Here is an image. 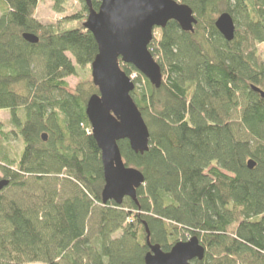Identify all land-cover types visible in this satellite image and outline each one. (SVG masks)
Segmentation results:
<instances>
[{"label": "trees", "instance_id": "trees-1", "mask_svg": "<svg viewBox=\"0 0 264 264\" xmlns=\"http://www.w3.org/2000/svg\"><path fill=\"white\" fill-rule=\"evenodd\" d=\"M52 1L61 13L68 0ZM80 1L81 13L46 26L35 18L39 0H0V112L10 115L7 130L0 120V180L9 182L0 264H145L147 230L164 252L197 237L205 256L195 264H264V98L253 90L264 92V0H176L198 24L189 33L169 22L150 44L158 89L121 64L144 79L132 98L150 132L143 155L119 143L145 178L138 203L121 205L102 201V155L86 114L99 91H68L67 79L98 55ZM101 2L92 0L95 11ZM223 13L236 25L232 42L215 27ZM13 138L23 144L15 157Z\"/></svg>", "mask_w": 264, "mask_h": 264}, {"label": "water", "instance_id": "water-1", "mask_svg": "<svg viewBox=\"0 0 264 264\" xmlns=\"http://www.w3.org/2000/svg\"><path fill=\"white\" fill-rule=\"evenodd\" d=\"M89 16L84 24L98 45V55L91 65L93 85L99 94L92 96L86 114L92 135L101 151L105 186L102 191L104 204L121 205L126 198L138 203L137 191L144 186V175L128 167L119 143L128 141L133 152L149 151L150 132L132 98L135 83L122 70L130 65L144 76L156 89L162 85L163 75L159 64L149 52L155 29H165L169 22H176L184 32L194 33L198 24L193 10L176 0H102L98 11L92 0H84ZM215 27L227 42L235 39L236 25L228 13L221 14ZM24 39L37 44L39 39L25 34ZM264 98V92L253 87ZM46 141V136H44ZM254 162L249 168L254 169ZM9 185L0 180V192ZM148 245L150 252L145 264H195L205 256V249L197 237L177 243L170 252L160 246Z\"/></svg>", "mask_w": 264, "mask_h": 264}, {"label": "rangeland", "instance_id": "rangeland-1", "mask_svg": "<svg viewBox=\"0 0 264 264\" xmlns=\"http://www.w3.org/2000/svg\"><path fill=\"white\" fill-rule=\"evenodd\" d=\"M83 3H81L80 0H68L67 3L64 6V9L61 13H58L54 10V3L52 0H39L36 12H35V18L41 22L42 24L46 26H52L56 25L60 22H65L67 18H70L74 15H77L82 12L83 10ZM0 17H1V9H0ZM88 19V18H87ZM86 22V21H85ZM69 28L75 27V25L71 24L68 26ZM160 37V29H155L154 31V37L155 38ZM258 49L262 56L264 57V45L258 46ZM131 79L134 81L140 80V74L138 73H132ZM142 85L144 79L142 78ZM93 78H92V69L91 65L88 66L85 69H78V75L75 77H69L67 79V83L69 85L68 91L70 93H75L77 87L79 85H88L93 84ZM141 87V85H138ZM0 120L3 122V124L6 127V130L10 128V115L7 111H1L0 112ZM23 149V144L21 140L13 138V140L9 143V153L12 157H15L16 155H19L21 153V150ZM2 177V174L0 173V178ZM190 238H188L189 240Z\"/></svg>", "mask_w": 264, "mask_h": 264}]
</instances>
